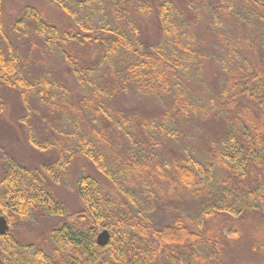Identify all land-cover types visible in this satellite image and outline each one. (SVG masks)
Wrapping results in <instances>:
<instances>
[{
  "label": "trees",
  "instance_id": "16d2710c",
  "mask_svg": "<svg viewBox=\"0 0 264 264\" xmlns=\"http://www.w3.org/2000/svg\"><path fill=\"white\" fill-rule=\"evenodd\" d=\"M48 1L68 18L69 25L62 35L34 6H24L18 18L4 25L5 5L0 0V37L4 43L0 45V90L17 92L23 108L31 101L48 110H70L82 123L74 124L67 132L44 125L40 138L27 128L26 141L31 147L57 152L52 162L31 166L15 160L6 162L0 176V214L11 229L0 235V264H225L226 250L240 236L239 223L247 217L256 218L252 231L261 227L257 233L264 241V0L221 1V15L214 14L215 8L210 11L209 25L217 34L222 17H230L227 9L238 5L257 22L261 48L257 50L258 44L250 40L254 53H237L231 46L216 60L222 61V72L228 70L225 60L236 61L241 78L236 79L234 74L225 78L219 95L205 96V109L189 97L187 88L202 61L193 49L192 26L183 17L185 0L156 3V31L165 37L164 44H148L139 38L131 13L151 14V6L144 0ZM28 33L40 37L47 50H59L70 65L61 43H76L82 53L92 54L114 94L171 93L176 114L185 117L204 109L208 119L222 121L217 146L203 158L183 152L150 165L143 158L121 153L120 157L114 156L116 162L109 164L105 152L112 143L105 140L98 126L102 122L101 126L111 131L112 116L106 107L109 93L91 79V70L81 73L74 68L89 92L69 105L64 89L56 81L28 78L23 55L8 36L25 38ZM219 40L227 41L225 35ZM113 62L121 75L109 76ZM1 105L0 99V109ZM120 118L127 119L123 115ZM176 132L177 128L166 120L157 125L160 138L173 139ZM115 146L119 148L118 141ZM79 160L96 174L83 172L75 179L78 206L68 208L58 190L69 183L70 165ZM218 172L221 184L214 180ZM177 191H189L208 202L198 207L196 214H179L163 225L136 206L138 194L165 205ZM36 217L57 219L47 230L48 241L41 246L19 243L14 225ZM102 229L110 233L106 246H99L95 240ZM259 248L264 255V245Z\"/></svg>",
  "mask_w": 264,
  "mask_h": 264
},
{
  "label": "rangeland",
  "instance_id": "374dc122",
  "mask_svg": "<svg viewBox=\"0 0 264 264\" xmlns=\"http://www.w3.org/2000/svg\"><path fill=\"white\" fill-rule=\"evenodd\" d=\"M144 1L150 4L151 14L148 11L131 13L138 26L139 38L148 44H164L165 37L159 35L155 24V6L160 0ZM221 1L226 2V0H185L183 2V17L192 26L191 29L194 32L192 33L195 38L193 49H196L197 59L201 58L202 61L199 72L187 88L189 97H192L204 109L208 104L205 96L219 95V92L224 88L225 78L233 77V74L236 79L241 78V72L237 69L236 61L230 63L224 57L228 70L222 72L220 67L222 61L216 60L223 57L231 46L237 49V53L244 50L248 51L246 55L254 53L255 50L252 51L250 47V40L258 44L257 50L261 48L259 46L260 29L257 22L253 17L244 14L243 9L238 5L227 9L226 15L230 17H222L221 28H218L217 34H214L209 25V13L215 8L214 14L221 15L219 9ZM4 5V25H9L18 18L24 6H34L43 11L45 17L58 28L60 35L64 34L69 25L68 18L58 12L48 0H4ZM220 35H225L227 41L221 42L219 40ZM8 36L23 55L28 78L39 80L46 77L56 81L64 89L68 105L75 103L89 92L74 68L80 69L81 73H86V70L93 71L90 72L94 75L91 79L109 93L106 97L108 103L106 107L112 116L113 124L109 123L111 131L109 132L106 126H101L102 122L98 124L104 133L103 135H105V140L112 143L109 145L107 153L105 152L109 164L116 162L114 156L120 157L121 153H130L133 156L143 158L150 165L153 161L159 163L168 161L170 157H178L183 152H189L196 157L203 158L205 154H208L209 149L217 146L218 139L222 134V121L218 118L208 119L207 112H203L204 109L195 110L185 117L176 114L171 93L137 95L132 91H127L126 93L114 94L106 82V76L103 68L99 66V61H93V56L89 52L82 53L76 43L60 44L65 56L69 57L68 59L72 62L70 65L64 61L59 50H47L42 46V39L38 36L30 33L25 38L16 37L14 34H8ZM0 45H4L1 37ZM111 66L109 76L121 75L120 68L115 62ZM194 66L196 67V64ZM0 99L2 101L0 109V176H2L8 160H15L31 166L39 163H50L56 157V151H38L31 147L26 141L27 128H30L37 138H40L41 136L38 134L42 127L63 129L67 132L74 124L82 123L76 113L70 110L65 112L55 109L48 110L46 107L39 106L37 102L31 101L29 107L23 108L17 92L11 89H1ZM164 112L168 114L166 117L163 116ZM121 115L127 119L121 120ZM162 120H166L167 124L177 128L176 137L173 139L159 137L157 125ZM117 141L120 144L119 148H117L118 145L115 146ZM69 171V183L59 188L58 195L68 208H76L78 204L74 187L75 179L83 172L90 174H96V172L81 160L77 163L74 161L70 165ZM218 176H221V172L217 173L214 180L217 184H221ZM213 185L216 186V184ZM218 187L220 186L218 185ZM136 200V206L144 208L150 215L154 216L159 225L168 223L179 214L192 216L198 212V207L201 208L203 204L208 202L207 199H200L189 191H177L174 198L167 200L165 205L159 204L156 198L149 199L142 194H138ZM254 222H257L256 218L247 217L242 223H239L240 236L226 250L225 264H264V255L259 248L264 245V241H260L262 239L257 233L261 227L254 228L257 232H253ZM56 223L57 219L36 217L15 224L13 231L19 243H33L41 246L48 241V228ZM248 228L252 232L249 231L248 233Z\"/></svg>",
  "mask_w": 264,
  "mask_h": 264
},
{
  "label": "water",
  "instance_id": "95a60500",
  "mask_svg": "<svg viewBox=\"0 0 264 264\" xmlns=\"http://www.w3.org/2000/svg\"><path fill=\"white\" fill-rule=\"evenodd\" d=\"M10 230L6 218L0 214V235H5ZM110 241V233L107 229H102L96 235V243L99 246H106Z\"/></svg>",
  "mask_w": 264,
  "mask_h": 264
},
{
  "label": "bare ground",
  "instance_id": "6f19581e",
  "mask_svg": "<svg viewBox=\"0 0 264 264\" xmlns=\"http://www.w3.org/2000/svg\"><path fill=\"white\" fill-rule=\"evenodd\" d=\"M44 164H46V163H44ZM2 215V214H1ZM4 216V215H3ZM5 217V216H4ZM6 218V217H5ZM7 220V219H6ZM7 222H8V220H7ZM9 224V223H8ZM9 226H10V224H9ZM10 229H11V226H10ZM10 231V230H9ZM8 231V232H9ZM97 235V234H96ZM95 240H96V237H95Z\"/></svg>",
  "mask_w": 264,
  "mask_h": 264
}]
</instances>
